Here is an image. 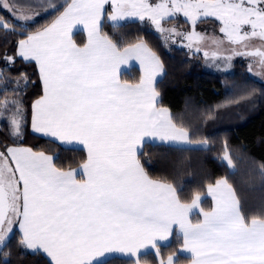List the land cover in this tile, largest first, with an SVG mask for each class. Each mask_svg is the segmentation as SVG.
Returning a JSON list of instances; mask_svg holds the SVG:
<instances>
[{
  "label": "snow or ice",
  "instance_id": "obj_1",
  "mask_svg": "<svg viewBox=\"0 0 264 264\" xmlns=\"http://www.w3.org/2000/svg\"><path fill=\"white\" fill-rule=\"evenodd\" d=\"M0 7L9 13L0 16V40L12 48L11 54L0 53V82H10L4 70L17 61L34 65L41 94L31 104L32 132L86 150L78 168L65 169L53 155L17 144L28 124L22 96L34 82L20 73L11 81L16 85L11 99L6 87L0 89V127L13 141L0 144V247H9L18 228L19 264L29 252L46 255L48 264H105L116 255L129 264H182L178 252L165 259L161 250L175 225L182 235L179 252L190 254L183 264H264V206L251 218L245 214L229 180L236 171L234 160L243 158L227 143L217 157L225 174L190 200L173 183L149 173L148 147L210 151L213 145L209 138L193 140L198 130L178 125L169 109L158 106L155 81L165 68L147 42L104 31L105 21L113 29L129 20L148 21L165 45L179 37V46L191 55L203 51L209 66L252 58L256 75L264 78V0H71L59 6L48 0H4ZM51 13L58 14L33 29ZM178 15L190 30L164 26ZM208 18L219 23L222 37L196 30ZM77 24L87 30L83 46L72 38ZM8 34L18 39L9 40ZM205 42L211 51L202 49ZM133 58L143 71L134 84L119 75L121 65ZM247 95L233 93L215 109L237 105ZM205 115L214 119L216 112L209 109ZM260 168L264 178V164ZM206 196L212 200L208 209L203 207ZM11 256L4 251L0 264Z\"/></svg>",
  "mask_w": 264,
  "mask_h": 264
},
{
  "label": "trees",
  "instance_id": "obj_2",
  "mask_svg": "<svg viewBox=\"0 0 264 264\" xmlns=\"http://www.w3.org/2000/svg\"><path fill=\"white\" fill-rule=\"evenodd\" d=\"M70 1L48 0V3L59 6ZM62 10L60 8V11ZM56 14L58 13L44 16L38 24L33 25V29L51 22ZM0 16L7 17L8 14L0 9ZM204 23L219 25L214 19H207ZM166 24L190 28L182 17H177ZM104 31L113 34L116 38L135 42V39L140 37L147 42L160 57L165 68L163 78L156 84L160 94L159 105L171 111L178 125H191L190 130H198L193 140L209 138V143L213 145L210 151L172 145L148 147L145 149V159L150 161L147 165L149 173L154 178L163 177L173 183L180 189L181 197L190 200L195 191L206 193L207 183L214 182L216 178L225 174V168L217 157L222 156L223 146L227 143L230 150L234 153L238 152L243 158L234 160L236 171L230 174L229 180L233 184L245 214L249 218L257 215L258 210L264 206V178L260 174V165L264 164V82L252 77L246 63L242 60H237L233 69L227 73L206 70L204 59L200 54L191 55L187 49L180 46L165 45L160 34L148 21H128L121 29H113L110 22L105 21ZM8 39L16 40L18 37L8 34ZM75 40L83 46L86 37L84 33L78 32L75 34ZM5 50L11 54L12 48L0 40V53ZM0 67H3L2 57H0ZM4 71L10 82L7 84L0 82V89L5 87L8 89L6 95L9 99L13 97L12 89L16 87L11 81H15L20 73H27L34 82L28 85L26 94L22 96L28 111V124L24 135L16 143L53 155L54 162L65 169L78 168L86 157L84 150L53 143L47 138L33 134L30 130L31 104L41 94V85L34 65L17 61L10 71L8 69ZM121 78L124 81L137 83L140 80V72L132 68L122 73ZM233 93H250V95L237 105L226 109H215V105ZM209 109L216 112L214 119L206 117L205 113ZM3 143L11 145L13 141L8 136L7 128L0 127V144ZM203 207L205 209L211 207L209 198H204ZM198 218L196 214L193 215L194 221ZM18 239L17 228L9 241V247H0V260H3L4 251H10L12 254L11 260L6 261L5 264H19L16 259ZM181 244L182 237L175 233L168 245H161L164 258L166 259L167 255L173 251L179 254ZM27 256L28 260L24 264H48L49 261L45 255L39 253L29 252ZM150 258L155 259L151 255ZM179 259L183 264L190 257L179 254ZM105 264H129V261L127 258L112 257L106 260Z\"/></svg>",
  "mask_w": 264,
  "mask_h": 264
},
{
  "label": "rangeland",
  "instance_id": "obj_3",
  "mask_svg": "<svg viewBox=\"0 0 264 264\" xmlns=\"http://www.w3.org/2000/svg\"><path fill=\"white\" fill-rule=\"evenodd\" d=\"M3 2H4V0H0V5H2ZM153 2H156V0H153ZM0 9L5 11L9 15V13L6 10H4L2 7H0ZM177 17L184 18L182 15H178ZM208 19H214V18H208ZM129 21H134V20H129ZM164 26L165 27H173L175 25L165 24ZM217 26H219V25H216V24L214 25V24H211V23H203L201 25L198 24L196 30L197 31L206 32L208 36H212L213 34H215L216 36H221L222 37V34L219 33V27H217ZM177 28L180 31L190 30V28L189 29L188 28H183V27H177ZM179 39H180L179 37H173L172 39H170L168 41L167 44L179 46ZM173 40H176L177 43L174 44ZM252 43H254L256 45H259L260 41L259 40H254ZM226 47H231V46L226 45ZM202 49H206V50H209V51L212 50L211 45L209 43H207V42H205V44L202 45ZM199 54L203 57V51H201ZM203 59H204V65H205L206 70H208L210 72H215V73H227V72H230L233 69L234 63L237 60H242V61H244L246 63L247 69L250 72V74L252 75V77H254L257 80H260V81L264 82V78H261L260 76L256 75V72H258L259 69L257 68V66L255 64H253L252 58H239V57H236V58L233 59V61L231 62L230 65L225 64V62L223 60L216 61V65H218V66H209V64L205 63V58L204 57H203Z\"/></svg>",
  "mask_w": 264,
  "mask_h": 264
},
{
  "label": "crops",
  "instance_id": "obj_4",
  "mask_svg": "<svg viewBox=\"0 0 264 264\" xmlns=\"http://www.w3.org/2000/svg\"><path fill=\"white\" fill-rule=\"evenodd\" d=\"M70 2H71V1H70ZM70 2H69V3H70ZM78 32H82V33H84V35H85V37H86V41H85V43H87V40H88L87 30L84 28V26H83L82 24H77V25L73 28V30H72V38H73V40H74L75 42H76V40H75V34L78 33ZM76 43H77V42H76ZM77 44H78V43H77ZM78 45H79V44H78ZM132 68H136V69L140 72V78H141V76H142V74H143L142 67H141V65H140V62H139L138 60H136V59L133 58V59H130L127 63L121 65L120 73H119V75H120V79L122 80V78H121L122 73H124V72H126V71H129V70H131ZM164 74H165V72H164ZM164 74H162V75H160V76H158V77L156 78V81H155V88H156V84L158 83L159 80H161V79L163 78ZM122 81H124V80H122ZM128 82H129V81H128ZM129 83H132V82H129ZM133 84H134V83H133ZM156 90H157V89H156ZM157 92H158V91H157ZM157 100H158V106H160V105H159V102H160V94H159ZM160 107H162V106H160ZM165 108H166V107H165ZM167 109H168V108H167ZM169 111H170V110H169ZM170 113H171V111H170ZM171 115H172V114H171ZM30 121H31V119H30ZM30 130H31V126H30ZM31 132H32V130H31ZM32 133H33V132H32ZM33 134L38 135V136H40V137H43L42 135L37 134V133H33ZM44 138H46V137H44ZM47 139H48V138H47ZM62 146H64V147H68V148L82 149V150H84V151L86 152V150L83 149V146H82V145H78V144H65V145H62ZM172 146H173V145H172ZM23 147H29V146H23ZM178 147H191V146H188V145H182V146H178ZM195 148H199V147H195ZM206 197L210 199V201H211V205H212L211 197H210V196H206ZM204 198H205V197H204ZM192 219H193V216H192ZM175 233H177L178 235H180V236L182 237L179 228H178L177 226L174 225V226H173V234L169 237V239H168L167 241L161 242V245H168V244L172 241V238H173V236H174ZM149 252H151V250H149ZM179 254L182 255V256L190 257V254H188V253L179 252ZM45 256H46V255H45ZM46 257H47V256H46ZM112 257H121V258H125V257H123V256L116 255V256H108V257L106 258V260H108V259H110V258H112ZM47 258H48V257H47ZM48 260H49V258H48ZM106 260H105V261H106Z\"/></svg>",
  "mask_w": 264,
  "mask_h": 264
}]
</instances>
